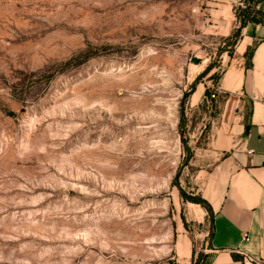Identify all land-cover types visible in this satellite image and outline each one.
I'll return each instance as SVG.
<instances>
[{
    "label": "rangeland",
    "instance_id": "obj_1",
    "mask_svg": "<svg viewBox=\"0 0 264 264\" xmlns=\"http://www.w3.org/2000/svg\"><path fill=\"white\" fill-rule=\"evenodd\" d=\"M209 1L0 0V264L198 263L218 109L190 93L261 18L222 35Z\"/></svg>",
    "mask_w": 264,
    "mask_h": 264
},
{
    "label": "crops",
    "instance_id": "obj_2",
    "mask_svg": "<svg viewBox=\"0 0 264 264\" xmlns=\"http://www.w3.org/2000/svg\"><path fill=\"white\" fill-rule=\"evenodd\" d=\"M242 1H209L222 35L233 29L234 5ZM252 1L264 14V0ZM220 63L216 97L210 98L212 90L201 80L190 93L192 105L206 99L218 109L207 143L210 158L202 169L211 233L197 264H264V16L240 24L234 48L222 50Z\"/></svg>",
    "mask_w": 264,
    "mask_h": 264
},
{
    "label": "trees",
    "instance_id": "obj_3",
    "mask_svg": "<svg viewBox=\"0 0 264 264\" xmlns=\"http://www.w3.org/2000/svg\"><path fill=\"white\" fill-rule=\"evenodd\" d=\"M249 14H250V12H249ZM256 14H258L259 16H261V18H259V21H262L263 20V16H264V14L263 13H260V12H258V11H256ZM253 18H255V17H253ZM253 18H251V20H253ZM247 21H244L243 22V24L244 23H246ZM253 49H254V47H251L248 51H247V53H246V56L248 57V59L251 57V55H252V53H253ZM197 81H195V83H196ZM208 91V90H207ZM202 201H204V199L202 198L201 199ZM206 204L208 205V208L210 209V206H209V204H208V202L206 201ZM211 210V209H210Z\"/></svg>",
    "mask_w": 264,
    "mask_h": 264
},
{
    "label": "built area",
    "instance_id": "obj_4",
    "mask_svg": "<svg viewBox=\"0 0 264 264\" xmlns=\"http://www.w3.org/2000/svg\"><path fill=\"white\" fill-rule=\"evenodd\" d=\"M216 97V94L214 93V92H212L211 94H210V98H215ZM245 236H246V238H247V234H245Z\"/></svg>",
    "mask_w": 264,
    "mask_h": 264
}]
</instances>
